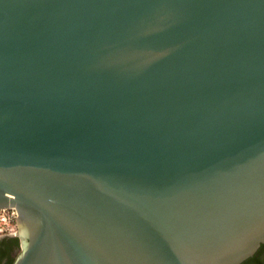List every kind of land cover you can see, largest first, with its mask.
I'll return each instance as SVG.
<instances>
[{
	"label": "water",
	"instance_id": "1",
	"mask_svg": "<svg viewBox=\"0 0 264 264\" xmlns=\"http://www.w3.org/2000/svg\"><path fill=\"white\" fill-rule=\"evenodd\" d=\"M14 264H243L264 244V0H0V209Z\"/></svg>",
	"mask_w": 264,
	"mask_h": 264
},
{
	"label": "flooded vegetation",
	"instance_id": "2",
	"mask_svg": "<svg viewBox=\"0 0 264 264\" xmlns=\"http://www.w3.org/2000/svg\"><path fill=\"white\" fill-rule=\"evenodd\" d=\"M21 248V242L15 237H5L0 239V264H8L15 259ZM244 263L248 264H264V244L257 253ZM243 263V264H244Z\"/></svg>",
	"mask_w": 264,
	"mask_h": 264
},
{
	"label": "built area",
	"instance_id": "3",
	"mask_svg": "<svg viewBox=\"0 0 264 264\" xmlns=\"http://www.w3.org/2000/svg\"><path fill=\"white\" fill-rule=\"evenodd\" d=\"M18 220L19 213L16 208L0 209V239L17 233Z\"/></svg>",
	"mask_w": 264,
	"mask_h": 264
},
{
	"label": "trees",
	"instance_id": "4",
	"mask_svg": "<svg viewBox=\"0 0 264 264\" xmlns=\"http://www.w3.org/2000/svg\"><path fill=\"white\" fill-rule=\"evenodd\" d=\"M15 260H16V258L11 260L8 264H14ZM244 264H248V263H244Z\"/></svg>",
	"mask_w": 264,
	"mask_h": 264
}]
</instances>
